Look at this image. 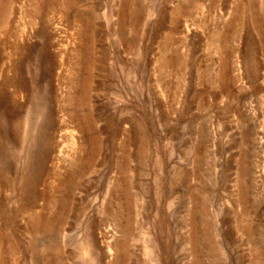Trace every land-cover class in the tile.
<instances>
[{"label": "rangeland", "instance_id": "374dc122", "mask_svg": "<svg viewBox=\"0 0 264 264\" xmlns=\"http://www.w3.org/2000/svg\"><path fill=\"white\" fill-rule=\"evenodd\" d=\"M0 264H264V0H0Z\"/></svg>", "mask_w": 264, "mask_h": 264}]
</instances>
